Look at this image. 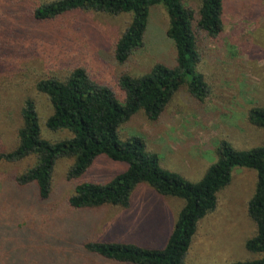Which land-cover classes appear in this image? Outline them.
<instances>
[{
    "label": "rangeland",
    "instance_id": "obj_1",
    "mask_svg": "<svg viewBox=\"0 0 264 264\" xmlns=\"http://www.w3.org/2000/svg\"><path fill=\"white\" fill-rule=\"evenodd\" d=\"M43 0H0V60L20 69L26 83L0 86V152L15 144L21 100H34L40 135L48 141L69 137L65 130L44 125L51 108L45 95L27 84L50 70L82 64L98 80L114 84L118 73L136 77L161 61L170 65L173 46L165 36L168 17L161 5L149 9L145 45L118 66L110 47L130 21L129 13L108 15L78 11L55 20L33 21L28 11ZM198 0H185L196 6ZM222 30L207 47L201 70L211 85L204 104L195 102L181 85L170 97L160 122L133 113L119 129V138L138 135L155 152L159 165L188 181H197L215 161L220 139L235 149L264 145V128L246 121L247 109L264 105V0H221ZM120 96V97H119ZM34 162L29 155L17 162L0 160V264H126L91 254L87 241H118L161 248L182 206L176 197L156 194L146 183L134 186L129 207L108 204L67 211L64 199L82 181L106 182L125 168L122 162L97 156L87 171L67 181L71 158L55 160L50 194L37 201L32 183L17 187L11 180ZM255 172L233 167L229 183L217 191L213 212L198 221L185 264H230L257 257L244 248L254 229L245 203L254 188Z\"/></svg>",
    "mask_w": 264,
    "mask_h": 264
},
{
    "label": "trees",
    "instance_id": "obj_2",
    "mask_svg": "<svg viewBox=\"0 0 264 264\" xmlns=\"http://www.w3.org/2000/svg\"><path fill=\"white\" fill-rule=\"evenodd\" d=\"M184 1L43 0L31 7L29 17L41 22L78 11L129 13V23L110 47L113 62L122 66L145 45L150 7L161 5L168 17L165 36L173 46L172 61L170 65L158 61L148 72L136 77L118 73L114 84L120 91L121 101L107 82L98 80L82 64L67 66L60 75L48 70L33 77L27 84L45 95L51 108L45 127L50 131L65 130L70 135L57 141L42 138L34 100L25 96L18 109L20 124L15 130V144L8 151L0 152V160L17 162L33 156L32 165L12 174L11 180L19 188L32 183L37 201L48 199L53 165L59 157L72 159L65 172L67 181L85 173L99 155L125 164L121 172L106 182L75 184L64 199L67 211L103 204L126 208L132 189L139 183H146L158 195L181 199L182 206L161 248L118 241L83 243L85 251L91 254L126 264H185L198 221L215 210L216 193L229 183L232 168L252 169L254 188L245 209L254 229L245 239L244 248L257 257L230 264H264V145L235 149L220 139L215 161L192 182L162 168L157 154L147 148L142 137L119 138L121 124L136 111H141L149 121L160 122L164 107L181 85L195 102L204 104L210 98L211 85L201 64L208 45L222 30L221 0H198L196 6L184 5ZM19 70L0 60V86L26 83ZM246 121L253 127L264 128V105L249 107Z\"/></svg>",
    "mask_w": 264,
    "mask_h": 264
},
{
    "label": "crops",
    "instance_id": "obj_3",
    "mask_svg": "<svg viewBox=\"0 0 264 264\" xmlns=\"http://www.w3.org/2000/svg\"><path fill=\"white\" fill-rule=\"evenodd\" d=\"M162 197H165V196H162ZM130 200H131V196H130ZM130 200H129V205H130ZM129 207V206H128ZM177 215V214H176ZM176 218V217H175ZM175 220V219H174ZM174 220L172 221V223H171V226L173 225V222H174Z\"/></svg>",
    "mask_w": 264,
    "mask_h": 264
}]
</instances>
